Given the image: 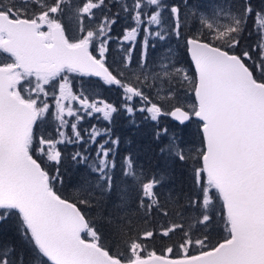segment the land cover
<instances>
[{"label": "snow or ice", "instance_id": "1", "mask_svg": "<svg viewBox=\"0 0 264 264\" xmlns=\"http://www.w3.org/2000/svg\"><path fill=\"white\" fill-rule=\"evenodd\" d=\"M0 55V264H264V0H0Z\"/></svg>", "mask_w": 264, "mask_h": 264}, {"label": "trees", "instance_id": "2", "mask_svg": "<svg viewBox=\"0 0 264 264\" xmlns=\"http://www.w3.org/2000/svg\"><path fill=\"white\" fill-rule=\"evenodd\" d=\"M71 23H72L71 18H66L65 20L66 29H68V27L71 26ZM116 31L118 32L119 29H116ZM105 95H108L110 96V98H113V99L115 98L110 93H105ZM133 131H134L133 129L129 128L125 120L121 119L117 122V132L120 133L121 135H125V136L132 135ZM149 136H150V129L145 128L143 131L137 132L135 134V139L137 141V147L142 148L144 152H147L149 155H151V152L149 150L150 148H152V145H151ZM186 139L190 140L192 139V137L188 136L186 137ZM153 163L160 164L162 167L170 170V173L173 175V181L169 187H173L174 192H178L181 190H187L188 185L190 183V171L189 170L184 169L182 167H178L170 161H153ZM67 176H68L67 184H72L77 179L76 174L73 172H69ZM66 190L69 193L74 191V189L72 188H67ZM164 191L167 192L168 189L165 188ZM217 213L219 214V205L217 206ZM219 238H221L220 228L217 229V233H216V239H219ZM156 247H157V250H159V247H160L159 243H157Z\"/></svg>", "mask_w": 264, "mask_h": 264}, {"label": "rangeland", "instance_id": "3", "mask_svg": "<svg viewBox=\"0 0 264 264\" xmlns=\"http://www.w3.org/2000/svg\"><path fill=\"white\" fill-rule=\"evenodd\" d=\"M71 22V26H69L67 29L70 34L73 33L76 28V21L74 18H71ZM0 59H3V55H0Z\"/></svg>", "mask_w": 264, "mask_h": 264}]
</instances>
